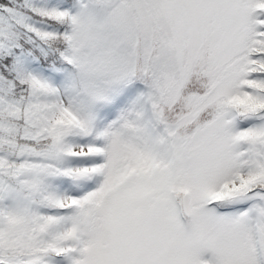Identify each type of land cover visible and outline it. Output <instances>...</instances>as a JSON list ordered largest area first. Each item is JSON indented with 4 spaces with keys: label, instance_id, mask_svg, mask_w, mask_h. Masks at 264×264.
<instances>
[{
    "label": "snow or ice",
    "instance_id": "1",
    "mask_svg": "<svg viewBox=\"0 0 264 264\" xmlns=\"http://www.w3.org/2000/svg\"><path fill=\"white\" fill-rule=\"evenodd\" d=\"M0 264H264V0H0Z\"/></svg>",
    "mask_w": 264,
    "mask_h": 264
}]
</instances>
